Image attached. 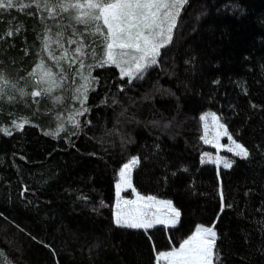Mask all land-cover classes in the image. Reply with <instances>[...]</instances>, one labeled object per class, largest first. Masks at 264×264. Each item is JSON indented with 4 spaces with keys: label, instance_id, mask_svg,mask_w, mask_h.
Wrapping results in <instances>:
<instances>
[{
    "label": "trees",
    "instance_id": "1",
    "mask_svg": "<svg viewBox=\"0 0 264 264\" xmlns=\"http://www.w3.org/2000/svg\"><path fill=\"white\" fill-rule=\"evenodd\" d=\"M29 2L0 10V250L7 259L156 264L159 252L179 247L197 227L214 226V264H264V0H187L171 44L142 78L129 83L115 66L93 70L98 83L89 111L76 117L79 130L68 122L80 107L70 89L20 95L34 90L29 73L41 58L51 64L42 51L45 25L54 36L57 22L68 23L21 7ZM70 35L65 30V46ZM206 112L249 150L247 159L229 155L232 166L219 170L202 160ZM61 123L65 131L46 135ZM134 157L132 188L170 202L180 213L175 226L115 223L116 183ZM222 204L231 207L221 211Z\"/></svg>",
    "mask_w": 264,
    "mask_h": 264
},
{
    "label": "snow or ice",
    "instance_id": "2",
    "mask_svg": "<svg viewBox=\"0 0 264 264\" xmlns=\"http://www.w3.org/2000/svg\"><path fill=\"white\" fill-rule=\"evenodd\" d=\"M15 2L18 0H0V10L14 7ZM186 3L187 0H30L28 4H21L22 8L34 6L43 9L47 12V19L53 21H57L58 16L62 18L66 16L68 23L57 22L55 27L58 31L54 36L52 29L45 25L42 51L47 52V60L51 61V64H46L42 57L40 63L29 73V76L33 77L34 90L25 92L20 88V95H30L33 98L52 97L57 89L62 91L70 89L73 93L71 98L77 100L80 107L73 111L68 122L74 129L79 130L81 122L76 117L84 116L89 111L85 106L88 93L94 91V85L98 83V78L92 75L93 70L97 67L115 66L119 69L121 78L127 77L129 83L133 79L142 78L149 67L158 63L161 50L171 44L174 29ZM68 29L71 30V35L66 38L67 46H65L64 32ZM87 37L92 38L91 42L86 39ZM53 44L55 48H52ZM38 70L39 78L36 77ZM4 79L3 73H0V80ZM5 84H7L6 80ZM63 99L62 96L54 97L56 103L62 102ZM211 118L214 122L218 119L214 114ZM13 123L16 124L15 121ZM23 126L22 123L16 124V127L21 129ZM217 127L222 129L223 134L231 141L227 151L247 159L249 150L233 140L224 125L218 124ZM62 131H65L63 123L55 132L46 135L55 136ZM5 132L11 134L7 130ZM75 134V131L72 132V135ZM219 135L220 133L217 132V140ZM209 142L205 139V143ZM137 164L138 158L134 157L123 165L119 173L121 183L131 187L128 174ZM223 166L230 168L232 164L224 160ZM120 188L121 184L118 183L117 196L120 195ZM145 199L155 201L154 197L145 198L137 195L135 201L125 200L124 204H137ZM221 199H223L222 192ZM166 206L173 214L170 218L171 226H175L180 213L171 207L170 202H167ZM224 207L231 205L222 204L221 211ZM166 222L158 216L149 219L148 213L140 207L118 211L115 219L118 226L145 230L155 224ZM215 239L214 226L197 227L194 234L184 239L179 247L159 252L157 261L163 259L167 264H214V261L219 259L214 251ZM0 264H12L2 250H0Z\"/></svg>",
    "mask_w": 264,
    "mask_h": 264
},
{
    "label": "rangeland",
    "instance_id": "3",
    "mask_svg": "<svg viewBox=\"0 0 264 264\" xmlns=\"http://www.w3.org/2000/svg\"><path fill=\"white\" fill-rule=\"evenodd\" d=\"M212 115H213V113H211V112H206V113H203L201 115V122H202L201 123L202 124L201 139L207 148L206 151L202 152L201 158L203 161H208V162L214 163L216 165L217 170H219L220 168L224 167L223 166L224 160H228L229 162L232 163V160L229 157V155H234V153L227 151V148L229 146H231V141H229L227 136H225L223 134L222 129H218L217 125L221 124V123L219 122L218 119H217V121L214 122L211 118ZM202 117H207V119H202ZM217 132L220 133L218 140L216 139ZM205 139H207L210 142L205 143ZM205 154H207V155H205ZM131 171H132V168L130 169L129 174H128L131 187L121 183L120 176H119L118 182L116 183V185L118 183H120L121 188H120V195L119 196L116 195V199H115V210H114L115 219H116V213L118 211H125V210L130 209V208L140 207L148 213L149 219L153 218L154 216H158V217L165 219L167 221L164 225L171 226V219L170 218L172 217L173 214L171 212V209L166 206L168 201H163V200H160V199L154 197L155 201H147L145 199V200L139 201L137 204H129V205L124 204L125 200L135 201L137 195H140V196L145 197V198L149 197V196L141 195V194L137 193L136 191H133L132 183H131ZM127 190L131 191L132 194L130 196H128V195L125 196V192ZM117 205H119V207H117ZM171 207L174 208L172 206V204H171ZM155 225H158V224H155ZM156 264H167V262L163 259H160L159 261H157V258H156Z\"/></svg>",
    "mask_w": 264,
    "mask_h": 264
}]
</instances>
